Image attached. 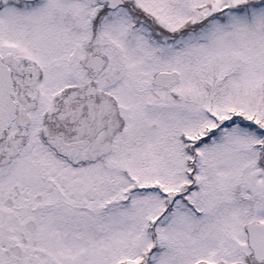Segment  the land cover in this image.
<instances>
[{
	"label": "snow or ice",
	"instance_id": "obj_1",
	"mask_svg": "<svg viewBox=\"0 0 264 264\" xmlns=\"http://www.w3.org/2000/svg\"><path fill=\"white\" fill-rule=\"evenodd\" d=\"M0 264H264V0H0Z\"/></svg>",
	"mask_w": 264,
	"mask_h": 264
}]
</instances>
